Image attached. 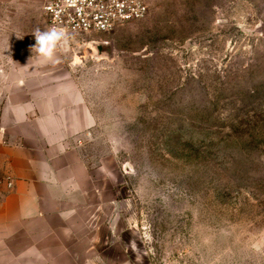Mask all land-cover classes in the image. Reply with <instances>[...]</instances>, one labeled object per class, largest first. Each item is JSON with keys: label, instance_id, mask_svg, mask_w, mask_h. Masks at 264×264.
Listing matches in <instances>:
<instances>
[{"label": "rangeland", "instance_id": "rangeland-1", "mask_svg": "<svg viewBox=\"0 0 264 264\" xmlns=\"http://www.w3.org/2000/svg\"><path fill=\"white\" fill-rule=\"evenodd\" d=\"M45 1L0 0V97L4 65L36 58ZM143 1L47 62L94 114L90 177L0 264H264V0Z\"/></svg>", "mask_w": 264, "mask_h": 264}, {"label": "crops", "instance_id": "crops-1", "mask_svg": "<svg viewBox=\"0 0 264 264\" xmlns=\"http://www.w3.org/2000/svg\"><path fill=\"white\" fill-rule=\"evenodd\" d=\"M57 49L67 53L70 47ZM60 62L56 67L65 65ZM47 64L25 58L17 65L10 61L4 65L10 67L5 84L15 89L0 97L3 243L12 238L14 230L28 234L30 221L39 222L49 212L59 211L55 207L68 204L62 199L70 195L69 189L90 177L84 147L94 140V114L76 80L70 75H45V68L53 66ZM29 71L35 75L26 76Z\"/></svg>", "mask_w": 264, "mask_h": 264}, {"label": "built area", "instance_id": "built-area-1", "mask_svg": "<svg viewBox=\"0 0 264 264\" xmlns=\"http://www.w3.org/2000/svg\"><path fill=\"white\" fill-rule=\"evenodd\" d=\"M147 12L143 0H46L44 31L50 27L64 29L68 39L59 46L70 47L89 34L110 33L141 20Z\"/></svg>", "mask_w": 264, "mask_h": 264}, {"label": "clouds", "instance_id": "clouds-1", "mask_svg": "<svg viewBox=\"0 0 264 264\" xmlns=\"http://www.w3.org/2000/svg\"><path fill=\"white\" fill-rule=\"evenodd\" d=\"M32 36L35 43L30 47V52L36 54L37 61L43 62H56L55 53L58 46L68 39L65 30L58 27H50L45 31L36 29Z\"/></svg>", "mask_w": 264, "mask_h": 264}, {"label": "water", "instance_id": "water-1", "mask_svg": "<svg viewBox=\"0 0 264 264\" xmlns=\"http://www.w3.org/2000/svg\"><path fill=\"white\" fill-rule=\"evenodd\" d=\"M97 50H98V54H99L100 56H102V55H103V47H102V46H98V47H97Z\"/></svg>", "mask_w": 264, "mask_h": 264}, {"label": "trees", "instance_id": "trees-1", "mask_svg": "<svg viewBox=\"0 0 264 264\" xmlns=\"http://www.w3.org/2000/svg\"><path fill=\"white\" fill-rule=\"evenodd\" d=\"M43 21H44V19H43Z\"/></svg>", "mask_w": 264, "mask_h": 264}]
</instances>
